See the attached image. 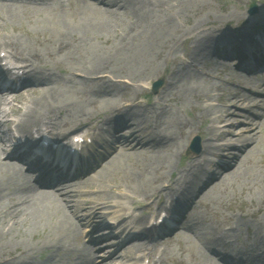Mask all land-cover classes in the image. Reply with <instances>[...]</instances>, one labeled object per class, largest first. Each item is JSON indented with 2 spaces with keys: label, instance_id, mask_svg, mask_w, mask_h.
<instances>
[{
  "label": "bare ground",
  "instance_id": "1",
  "mask_svg": "<svg viewBox=\"0 0 264 264\" xmlns=\"http://www.w3.org/2000/svg\"><path fill=\"white\" fill-rule=\"evenodd\" d=\"M199 1L0 0V264H63V255L68 264H96L92 247L110 232L120 235L110 240L114 246L102 264L120 259L123 264H264V211L256 207L226 216L215 207L234 184L264 197V179L252 167L261 140L253 128L259 127L264 137V100L254 96L264 94V29L222 32L225 24L248 20L240 11L190 23L186 11ZM125 16H130L127 31L117 23ZM24 23L36 29L26 30ZM9 26L11 33H6ZM218 39L223 44L213 46V52L223 57L221 64L206 52ZM231 57L239 59L227 74L236 87L221 93L223 108L218 110L212 103L218 86L210 90L209 81L200 76L211 79L210 71L226 69ZM204 67L206 71L200 70ZM157 76L163 78V89L141 104L137 99L148 91L133 82ZM122 87L135 92L120 103ZM233 107L245 111L240 114L246 119L244 129L234 130L238 121L231 117ZM185 109L196 110L191 121L176 112ZM196 122L206 141L200 154L179 168L175 158L185 142L178 135ZM3 124L9 126L1 128ZM81 127L85 138L98 130L102 137H112L94 164L99 170L83 181L103 184L115 178L125 185L123 190L111 187L113 195L104 189L71 210L70 194L61 195L68 191L66 181L91 168L81 153L85 148L66 142L69 135L70 141L80 136L75 133ZM186 135L190 138L192 130ZM249 142L253 146L247 149ZM228 154L236 167L224 173L220 156ZM208 172L218 180L201 195L197 186ZM185 185L192 189L183 195ZM176 194L184 196L183 204L169 213ZM124 198H130L129 207L121 205ZM114 199L115 206L109 205ZM83 206H88L86 215L75 221ZM106 206L122 212L108 225L116 232L99 231L106 224ZM188 206L191 210L184 213ZM161 209L166 218L159 225L153 218ZM78 224H85L89 239L73 248L62 238L78 232ZM242 229L252 230L254 250L239 245ZM28 234L38 235L33 244L25 240ZM40 250L47 257L36 261Z\"/></svg>",
  "mask_w": 264,
  "mask_h": 264
},
{
  "label": "rangeland",
  "instance_id": "2",
  "mask_svg": "<svg viewBox=\"0 0 264 264\" xmlns=\"http://www.w3.org/2000/svg\"><path fill=\"white\" fill-rule=\"evenodd\" d=\"M252 6H256L257 11H255L254 13H250L249 9ZM189 11V12H188ZM188 11H186V16H187V20L190 21V23L193 20H207V19H214L217 16H223L224 14L228 13L229 11L233 12V11H240V12H244L245 15L248 17V20H246V22L240 24V25H235L234 23L230 22L228 24H225L224 26H222V32H230L228 34H238V33H243L244 31H247L246 29H250L247 32H254L257 31L261 28L264 29V0H200L198 2V5L195 6L194 8H191L190 10L188 9ZM130 16H125V17H120V19L118 20V25L120 30L123 31H127V29L130 27V20H129ZM25 25V29H33V27L35 26L34 24H26ZM187 23H183L181 22L180 26H187ZM256 26H259L258 29L256 30H251V29H255ZM35 28V27H34ZM36 29V28H35ZM6 33H11V27L9 26L6 30ZM244 32V33H247ZM22 38H24V36H22L21 34H19ZM230 41L232 39H229ZM210 43V42H209ZM208 43V44H209ZM214 43H210V47L207 48L206 52H210L209 57L213 62H216V64H221L224 63L225 60H223V57H221L220 55L214 53L213 51L215 50L213 48V46H221L222 41L221 40H217L216 43L213 45ZM183 46V45H182ZM184 47V46H183ZM182 47V48H183ZM184 54H186V50L183 51ZM214 53V54H213ZM213 54V55H212ZM4 55V51H0V56L3 57ZM7 60V59H6ZM6 60H3L2 63H5ZM227 64L228 67H226V69H217V70H212L210 72H213V76L211 77V79H208V76H200L205 78L206 80L209 81L210 83V87L209 89L213 90L214 88H216V86H218V90L217 91H213L212 94L217 95L218 97L215 98L214 100H212V103L214 104V107H216V109H222L223 107V101H222V96L221 93L225 92L226 90L229 89H233L236 86L233 85L231 82H229L228 80L230 79V77L227 74H230L233 71V68L239 64V59H237L236 57H231L227 60ZM202 71H206L207 69L204 67L203 69H200ZM101 74V73H99ZM98 74V75H99ZM220 77L221 79L219 80V78L216 77ZM257 76V75H256ZM261 76V75H260ZM76 77H80L79 74H76ZM255 76H252V80H254ZM120 81H123V83H131L130 80H128L126 77L124 76H119L117 78ZM222 80V81H221ZM160 81V84L157 86V88L153 89V83ZM133 84L135 86L137 85H141L143 86L144 90H147L148 93L146 95L143 96H139V98L137 100H139V102H141V104L149 101H152V99L155 97V95L163 89V78L161 77H153L151 80H147V83L142 82V81H136L133 82ZM27 86L21 88L24 89ZM240 89H243V86L239 87ZM245 89V88H244ZM20 90V89H19ZM122 92V98H118V100H120V103L122 102V99H129L131 97L134 96V90L131 89V87L125 88L122 87L121 88ZM13 92H17V90H13ZM254 96H257V100H264V94L262 93H256L254 94ZM235 109V113L236 114H232V118H236L237 119V125L234 126V130H241L244 129V127L247 126L246 123V119L244 118V116H240V114L245 113L244 110H242L241 107H233L231 110ZM176 112H178V115L181 116V118H186L188 121H191V116L196 115V110L195 109H185V110H177ZM237 113H239V115L237 116ZM246 115V114H245ZM253 118V115L247 114V117ZM246 117V118H247ZM254 119L258 121V119H260V117L257 115L254 116ZM197 122L196 124H192L191 127H187L185 128V133L178 135V137H180V140H182L183 142H185V146L183 149H181L180 154L177 156V158H175V161H177L178 167L181 168L184 165H186V163L188 161L193 160L195 157H197V155H199L200 153V148H201V143L206 141V136L205 134H203V132L198 131L197 127ZM109 125V124H108ZM200 125V124H199ZM198 125V127L200 128V126ZM7 126H9L8 124H3V126L1 128L6 129ZM85 127H81L79 128L75 134H80L79 139H81V141L79 143H81L83 146V151H81V153L84 155H86L87 157V164L91 167L94 168L101 155L104 154V152L109 149V147L111 146V138L112 137H107L104 138L102 137V135L98 134L100 130L96 131L95 133H93V135H91L88 138H85L83 135H81L80 131L83 130ZM123 130V129H122ZM190 130H192V135L190 136V138L187 139V135L186 133L189 132ZM113 132V129H112ZM124 132V131H123ZM253 133L256 136L260 137V144L258 146V148H256L253 152V163L254 166H252L254 169H256V171L258 172V175L260 177H262L264 179V137L261 136L260 132H259V127L255 126L253 128ZM115 134V133H112ZM111 134V135H112ZM126 134V133H124ZM264 134V133H263ZM70 136V137H69ZM69 139L72 138V135H69ZM75 136V135H73ZM194 137H198L197 139H199L198 142V149L199 151L197 153H194L193 151L189 150L190 149V145H191V141ZM78 138V137H77ZM77 138H74V140H76ZM227 138V136H226ZM68 139V141L66 142H71ZM86 139V141H84ZM84 141V142H83ZM211 143L213 144H219L222 141L221 140H209ZM11 143V142H9ZM8 143V144H9ZM251 146H253V142H249L246 144L247 149L251 148ZM8 150V149H7ZM233 151H235V153H238V150L233 149ZM8 152V151H7ZM84 155V158H85ZM4 157V156H3ZM221 159H223L222 164H225V168L223 170L224 173L230 172L232 171L236 165L234 163H230V159L232 157V154H228V156H220ZM4 160H9L4 158ZM20 164V163H19ZM21 165V164H20ZM23 168V167H22ZM91 168L89 170H87L86 174H84V176L82 177H78V178H73L70 180H67L66 182H69L67 184V192H63L61 195L65 196L67 193L70 194V196H68V204L70 209L72 210L80 201L85 200V199H90L93 197V195L102 192L105 189V192L108 193L109 195H113V191H111V187L115 186V185H120L119 188L123 190L124 188V182L123 181H118L114 178H111L110 180L104 182L103 184H99L94 182L91 184H88L86 181L83 180H87L89 178V176H94L95 172L97 170H99V167H95L93 170H91ZM176 174V173H175ZM211 172L206 173V176L203 180V184L201 183L199 185V187L197 186V189H201L199 190L200 193L202 195V193L206 192V190H208V188L213 185L215 182H217L218 178H209L210 177ZM212 177V176H211ZM87 178V179H85ZM209 180V182H208ZM79 185V192L75 193V195L73 194L72 190H74V188ZM205 185V186H204ZM104 187V188H103ZM204 188V191H203ZM192 188H190L188 185L184 186L183 189V195L184 193H189L190 190ZM121 190V191H122ZM128 194V193H127ZM200 196V195H199ZM222 197V196H221ZM263 199H259L257 197V195H253V193H249L248 189H241L239 187L238 184H234V186H230L226 188L223 197L220 198V200H217L215 202V207L217 209V211L219 212L220 215H226V216H231L233 215V213H240L241 209L243 211H247V210H251L253 211L254 209H256V207L260 208V211H264V197H262ZM116 200L114 199L113 201L109 202V205L116 204ZM123 201V203L121 205H123L124 207H129V203H130V198H124L121 199ZM182 201V202H181ZM184 201V196H182V194H176L174 196H172V201L171 202V213L173 212V210L175 209L176 206H180L181 204H183ZM84 208L81 209L77 216L75 221H79V219L83 218L86 215V210L88 208V206H83ZM107 207V206H106ZM119 207H107L105 209V211L108 213V215L104 218L106 224H102L101 227L99 228V231H104V230H109V231H118V229L114 228L113 226L110 227L109 229V224H111L113 222V219L117 217L118 214L122 213L119 212V209H117ZM141 209H138V211H140ZM191 210V206H188L186 208V210L184 211V213H186V211ZM137 211V212H138ZM146 211V210H145ZM148 211V210H147ZM146 211V215L148 216V214L150 213L149 211ZM232 213V214H231ZM187 215V214H184ZM157 218V214L154 216L153 221L155 222ZM78 219V220H77ZM185 221L187 218L184 216L183 218ZM100 222V220L98 221V223ZM199 222V221H198ZM77 223H81V222H77ZM209 222L207 221L206 223H204V225L208 226ZM79 225V231L78 232H74V233H68L66 234L65 237H63L62 239L68 241V243L70 244V246L73 248H79L82 247L83 244H85L87 242V240L89 239V237L87 236V227L83 226V224H78ZM210 227V226H209ZM157 230V229H155ZM178 230V229H176ZM249 232H245V230H241L240 233L238 234V238H239V245H244L248 248H250L252 245H254V243L250 244V242H252L251 240H253L254 236L251 233V229H247ZM105 232V231H104ZM80 235H82V237H80ZM102 234L99 233V236H101ZM120 234H117V232L113 235H111L110 233H105L104 236L99 237L102 238L103 241H101L102 243H99L98 245H94L92 248L93 249V254L96 256V258H98L96 264H102L101 259L106 260L107 255L110 253L109 251L111 250V246H114V244H112L110 242V240H113V238H119ZM38 235H26L25 236V240L27 241V243L33 244L37 239ZM118 236V237H117ZM170 236V235H169ZM167 237V236H165ZM236 239V238H235ZM45 241H49L50 239L45 237L42 239ZM108 242V243H105ZM40 244V243H39ZM102 244V245H101ZM109 249V251H108ZM121 250V248H119ZM118 249V251H119ZM107 250V251H106ZM169 251V250H168ZM6 252L13 254L15 251L13 250H7ZM175 252H177L175 250V248L173 249L172 254H174ZM176 255V254H175ZM73 255H71L70 257H72ZM47 257V251L45 252V250H40L39 253L35 254V260H42L45 259ZM183 259L185 258V256H181ZM63 259V264H68L67 261V257L66 255L62 256ZM245 262L249 263L250 259H246L244 258ZM125 259H120L118 260V262L116 264H123L122 262H124ZM148 260V259H146ZM147 262V261H146Z\"/></svg>",
  "mask_w": 264,
  "mask_h": 264
},
{
  "label": "water",
  "instance_id": "3",
  "mask_svg": "<svg viewBox=\"0 0 264 264\" xmlns=\"http://www.w3.org/2000/svg\"><path fill=\"white\" fill-rule=\"evenodd\" d=\"M249 11H250V13L256 11V6H252V7L249 9ZM159 84H160L159 81L154 82V84H153V89H154V88H157V86H158ZM197 143H198V139L195 138V139L193 140V142H192V145H191V149H192L193 151H195V152L198 150V149H197V148H198Z\"/></svg>",
  "mask_w": 264,
  "mask_h": 264
}]
</instances>
